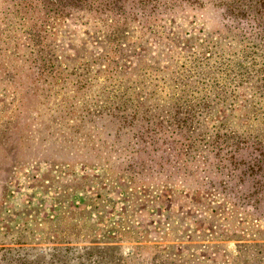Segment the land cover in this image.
<instances>
[{
    "label": "rangeland",
    "instance_id": "374dc122",
    "mask_svg": "<svg viewBox=\"0 0 264 264\" xmlns=\"http://www.w3.org/2000/svg\"><path fill=\"white\" fill-rule=\"evenodd\" d=\"M161 1L156 25L148 9L79 11L45 39L51 62L18 30L0 49V264H60L67 249L95 264H264V199L219 145L246 128L264 141V48L209 5Z\"/></svg>",
    "mask_w": 264,
    "mask_h": 264
},
{
    "label": "trees",
    "instance_id": "16d2710c",
    "mask_svg": "<svg viewBox=\"0 0 264 264\" xmlns=\"http://www.w3.org/2000/svg\"><path fill=\"white\" fill-rule=\"evenodd\" d=\"M3 0L2 2H6ZM10 2V16L7 17V14L4 15L5 9H1V19H0V49H8L12 41H16L15 37L12 38V31H19L21 33L27 34L29 46L26 50L30 51L35 49L33 60L39 57H43V52L45 51L46 59L48 62H51L56 55V52L52 50L47 52L49 46L46 45V38L51 37L52 34H55L57 27L60 26L66 21L67 18L76 15L79 11L85 10L87 13L89 11L101 12L106 11H115L118 9L132 8L137 9L134 12L140 13V11L148 9L149 11H155L153 17L144 18L147 22H154L153 25H156V17L163 13V8L167 2H162L161 0H9ZM187 1V4H195L199 7L204 5H209L213 9L219 10L222 17L231 22L235 28H239V32L244 35L251 34L255 35L260 40V45L264 48V0H183ZM115 5H117L115 7ZM130 20H133L130 18ZM238 34V33H237ZM238 34V35H241ZM3 35V36H2ZM140 36H136L138 38ZM142 37V36H141ZM21 38V34L18 35V39ZM110 38V36H109ZM49 40V39H48ZM121 39L119 38V41ZM135 43V42H133ZM243 42H237L238 45H242ZM245 47L252 49V52L255 48H251L247 42L244 44ZM4 46V47H3ZM14 46V44H13ZM103 49H106V45H102ZM20 48V47H19ZM254 54L260 56V53L254 50ZM30 51L29 53H31ZM42 54V55H41ZM121 54V52H120ZM104 57L108 55V51L104 50ZM59 55V59H60ZM103 57V58H104ZM24 59V58H22ZM240 70L237 72L239 74ZM260 80L261 87L257 88L259 92V98L255 101V104L264 102V67L260 69ZM195 86V85H194ZM198 91V90H197ZM215 97V96H214ZM217 97V96H216ZM215 97V98H216ZM195 99V98H194ZM192 99V100H194ZM220 99V98H219ZM175 104L178 106L187 105L189 106L190 101L188 98L176 97L174 99ZM223 101V100H220ZM248 101V100H247ZM204 100L202 103L203 106L207 105ZM252 101L249 100V104ZM256 104V105H257ZM197 105V104H196ZM202 106V107H203ZM234 106V105H233ZM183 107V106H182ZM234 117V116H233ZM235 122H239L237 119ZM224 137L223 143L219 145L224 146L225 154H230V157H239L240 162L238 166H235L236 160L233 163L232 169L228 168V172L231 170L239 171L237 177L239 182H243L244 178H249L252 181L251 186L253 190L248 192L246 196H255L254 203H259L264 199V180L261 181V177L264 176V141L260 140L255 141L254 136L251 135V128L243 129L242 131H226L223 133ZM215 135L218 136L215 132ZM222 137V136H221ZM253 137V138H252ZM251 148L254 151H258L257 158H253L247 161L246 157H252L250 155L244 156L242 151H248ZM259 156V157H258ZM244 158V159H243ZM226 159V157H225ZM245 160V161H244ZM228 175V174H227ZM252 204V206H253ZM254 211H256L257 206H253ZM260 216L264 217V210L260 212ZM75 249H67V255L62 256L59 260L60 264H70L67 262L69 259L75 261L74 264H95V261L92 259L96 258V255L93 252L86 249L85 252L80 251L73 253ZM254 261V259H253Z\"/></svg>",
    "mask_w": 264,
    "mask_h": 264
}]
</instances>
